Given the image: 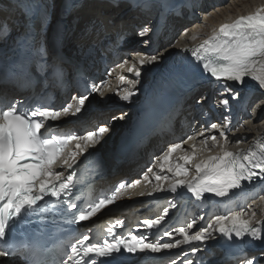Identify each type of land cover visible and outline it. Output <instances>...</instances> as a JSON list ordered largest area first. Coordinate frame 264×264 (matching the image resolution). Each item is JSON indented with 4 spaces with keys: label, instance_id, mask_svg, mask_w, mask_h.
I'll use <instances>...</instances> for the list:
<instances>
[{
    "label": "snow or ice",
    "instance_id": "6c2138e0",
    "mask_svg": "<svg viewBox=\"0 0 264 264\" xmlns=\"http://www.w3.org/2000/svg\"><path fill=\"white\" fill-rule=\"evenodd\" d=\"M132 2L134 6H141L136 0ZM7 19L0 20L5 36L10 32ZM42 20L46 22V16ZM107 23L121 30L117 33L118 41H123L128 35L123 21L116 25L109 18ZM151 31L144 24L137 27L135 34L143 38ZM181 51L190 53L191 59L187 64L181 61L172 65L171 73L177 78L189 73L206 76L228 92L232 91V87L227 82H232L233 86H243L246 80L255 81L264 89V6L220 24L206 39L192 47L185 46ZM163 56L164 53L151 56L137 53L135 64L125 61L118 65L121 69L127 66L126 71L135 75V79H127L124 75L118 77L120 82L127 84L122 91L113 90L107 80H101L98 84H91L88 94L72 95L70 100L65 97L59 104L50 95L35 92L38 80L31 71L33 64L40 76L50 73V78L60 85L65 77L63 65L66 58L60 53L49 52L43 27L39 32L27 27L13 54L0 56V83H15L21 90L33 89L32 95L23 99L8 100L5 93H0V261L21 259L25 264H99L101 260H111L122 254H156L177 249L181 245L188 246L190 254L196 256L201 251V245L206 247L210 239L217 238L227 243L248 238L250 242L264 244V220H254L255 212L248 214L243 209L227 215H216L214 223H208L195 232L191 231L197 223L193 219L186 226L165 229L162 235L168 238V242L161 239L150 241L140 230L151 232L160 228L169 214V207H165L163 214L155 218L143 219L127 235L117 234L116 229L123 228L124 224L117 219L114 225L106 229L107 236L102 241L92 242L87 231L74 240L66 241V248L64 245L45 248L39 243L17 244L9 239L14 224L20 221L24 213L47 211L41 207V202L46 198L53 206H65L73 213L71 222L80 225L97 217L106 207L126 196L128 189L140 183L139 179L131 183L121 180L106 197L88 203L87 207H78L73 200V192L81 157L91 155V150L102 143L110 127L105 123L98 127L85 126L80 134L59 129L55 122L78 118L94 93H99L103 99L106 92H114L120 101L131 102L138 92L142 69L158 63ZM47 83L45 80V86ZM238 95L233 93L232 99ZM223 104L227 105L228 101L224 100ZM126 117L127 113H124L120 117L113 116L112 120ZM54 127L55 131L52 130ZM211 128L215 130L218 125L213 123ZM226 128L227 125L219 131L220 141L215 135L210 137L213 142L219 143V151L204 158H196L195 143L191 145V152L173 156L178 150H183V145L188 141H195L196 136L189 135L182 142L170 143L156 159L160 173H171V176L158 174L149 166L143 174L144 181H149L151 174L158 183L148 195L177 193L180 189H186L198 201L206 194L225 198L233 190L241 189L245 183L251 185L257 178L264 181V139H257L247 148L229 150ZM198 135L203 136L204 133ZM208 139L200 140L202 149H208ZM189 164L194 169L191 174ZM165 180L169 181L167 185L163 183ZM170 207L175 208L176 205L171 204ZM174 233H178L182 239L172 242ZM188 255L184 254L183 264H198ZM171 264H178V261L172 260ZM199 264L207 262L200 261ZM240 264H264V250L250 255L245 253Z\"/></svg>",
    "mask_w": 264,
    "mask_h": 264
},
{
    "label": "bare ground",
    "instance_id": "6f19581e",
    "mask_svg": "<svg viewBox=\"0 0 264 264\" xmlns=\"http://www.w3.org/2000/svg\"><path fill=\"white\" fill-rule=\"evenodd\" d=\"M238 0H208L209 5L213 6V10L207 14L206 12H202V16H205V18L199 20L196 22V25L194 24H188L187 26L184 24H181V26H184L183 30L178 34V37L176 38L174 44H172V48L178 47L181 45L182 42L189 41L194 38H199L203 35H205V32H209L213 28L217 26L218 23L224 21V18L231 17L236 14H242V13H249L252 11H255L258 7L264 6V0L255 1L254 3H248L247 5H244L247 7V9L237 10L234 11V6L237 4ZM240 2V1H239ZM240 6V5H239ZM222 8V9H221ZM221 9V10H220ZM238 9V8H237ZM127 11L126 5L124 6V3L119 2L118 6H111L109 3L103 2L100 3L97 0H85L83 3V6L81 9H76L74 11L75 17L80 19L81 21L88 20V19H103L105 16H108L112 20H116V18L120 15H123L124 19H128L131 17V14ZM179 20L173 19L171 21V25L174 26H180L177 23ZM199 22V23H198ZM113 28V27H110ZM175 29L170 34L168 40L166 43L161 44V46L164 45H171V40L174 36ZM73 36H70L66 38V42L70 43V38ZM171 51V48L162 49L159 52H156L155 55H160V53L166 54L167 52ZM211 95L212 101H216L218 99L227 100L228 97L225 92H218L216 89V86L214 87L212 94L211 89L209 86H205L200 88L199 90L195 91L193 94H191L188 104L190 105L189 108L185 112H189L187 115L186 122L190 125V134L191 136H196L197 139L195 142L199 143L203 137L207 136L208 134H205L206 129H203V127L199 124V118L196 115V109L194 107V101L196 102H204L205 99ZM260 103V104H259ZM256 111H258V115L254 119L248 118L244 122H240L237 127L231 132L229 143H232L235 139L239 138V140L244 144V146L248 145L259 133L262 125H264V97L259 98L256 106L254 107ZM141 110L144 111L145 108L141 107ZM123 114L122 111H118L116 113H111L112 116H116L117 114ZM135 115V112L130 109L129 116ZM233 120V118H231ZM120 121V120H118ZM218 121V120H217ZM222 123V122H221ZM223 124V123H222ZM225 128V126L223 127ZM121 131H117V126L113 129L111 132L112 135H119ZM204 133L203 136H200L198 134ZM111 134H108L106 136L110 137ZM103 142V140H102ZM170 143H176V142H170ZM169 143V144H170ZM192 141H188L187 144H184V152H191V144ZM100 145V144H99ZM98 145V146H99ZM210 148L209 150H212L215 148L214 143L209 144ZM108 155H111L110 151L107 152ZM198 156H204V153H200V151L197 149V157ZM113 157H110V160H112ZM150 177V176H149ZM151 182H154V178L150 177ZM142 188H144V184H142ZM259 205H257V208L260 209L264 205V199L259 200ZM249 208V207H248ZM250 210V209H248ZM102 218H100L101 220Z\"/></svg>",
    "mask_w": 264,
    "mask_h": 264
},
{
    "label": "rangeland",
    "instance_id": "374dc122",
    "mask_svg": "<svg viewBox=\"0 0 264 264\" xmlns=\"http://www.w3.org/2000/svg\"><path fill=\"white\" fill-rule=\"evenodd\" d=\"M240 1V2H239ZM255 1H259V0H238V2H237V4H235V6H234V11H237V10H242L243 8L244 9H247V7L246 6H244V5H247L249 2L250 3H254ZM240 5V6H239ZM238 8V9H237ZM81 9V8H80ZM222 9V8H221ZM220 9V10H221ZM243 9V10H244ZM260 104V103H259ZM118 137V135H114V137H112V138H109L108 139V142H107V144H110L111 142H113V141H115V139Z\"/></svg>",
    "mask_w": 264,
    "mask_h": 264
},
{
    "label": "water",
    "instance_id": "95a60500",
    "mask_svg": "<svg viewBox=\"0 0 264 264\" xmlns=\"http://www.w3.org/2000/svg\"><path fill=\"white\" fill-rule=\"evenodd\" d=\"M100 153H101V157H104L106 152L103 150V149H100ZM9 263V259H6V260H2L0 261V264H8Z\"/></svg>",
    "mask_w": 264,
    "mask_h": 264
},
{
    "label": "trees",
    "instance_id": "16d2710c",
    "mask_svg": "<svg viewBox=\"0 0 264 264\" xmlns=\"http://www.w3.org/2000/svg\"><path fill=\"white\" fill-rule=\"evenodd\" d=\"M112 148L111 146H109L107 149L105 148L106 151H109V149Z\"/></svg>",
    "mask_w": 264,
    "mask_h": 264
}]
</instances>
